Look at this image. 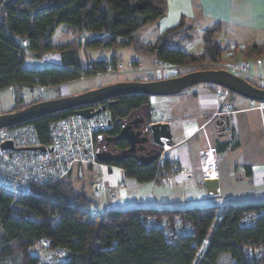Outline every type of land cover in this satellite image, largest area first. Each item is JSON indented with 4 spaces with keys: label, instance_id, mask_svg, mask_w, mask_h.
Instances as JSON below:
<instances>
[{
    "label": "trees",
    "instance_id": "16d2710c",
    "mask_svg": "<svg viewBox=\"0 0 264 264\" xmlns=\"http://www.w3.org/2000/svg\"><path fill=\"white\" fill-rule=\"evenodd\" d=\"M166 11L167 0H0V91L15 90L16 102L11 112L39 103L25 106L21 96L25 89L58 88L117 69L115 59L83 67L82 48L133 47L166 66L181 68L223 59V47L217 41L219 24L204 32L200 55L169 47L174 37L192 31L184 29L183 22L163 33L155 43L143 44L140 32L157 23ZM59 26L75 34L90 33L91 37L83 43L78 40L55 44L52 36ZM51 54L60 56L62 67L25 66L27 57L42 59ZM262 54L264 50L257 47L247 53ZM202 70L207 69H197ZM150 98L127 95L96 105L105 107L112 124L104 137L117 136L121 126L138 114L150 123ZM73 115V111L64 112L27 125H33L40 143L49 146L51 123ZM118 144L122 149L129 146L125 142ZM227 149L229 144H221L219 151ZM110 165L120 168L123 178L140 184L160 182L175 169L168 159L145 167L129 157ZM152 218L178 219L191 226L192 234L170 240L159 228L150 226ZM56 220L59 221L53 226ZM42 240H51L50 247L44 249L49 256L64 251L65 259L60 264H220L223 255L230 264H264V203L100 213L95 202L76 189L71 177L36 186L27 196L17 197L0 190V264L17 259L19 264H43L31 252Z\"/></svg>",
    "mask_w": 264,
    "mask_h": 264
},
{
    "label": "crops",
    "instance_id": "0c3cea01",
    "mask_svg": "<svg viewBox=\"0 0 264 264\" xmlns=\"http://www.w3.org/2000/svg\"><path fill=\"white\" fill-rule=\"evenodd\" d=\"M245 2L252 5V14L259 19L260 27L250 34L239 35L233 29L236 21L232 12L237 3ZM181 22L184 29L192 28V31L178 35L171 41L179 37L191 41L193 35L198 33L203 39L207 29L219 24L217 41L223 47L222 58L230 61L251 60L254 73L264 78V54L247 55L252 47L264 50L262 0H167L165 16L145 27L139 34L140 40L143 44H153L163 33L176 28ZM63 29L69 35H76L66 27ZM79 35L81 43L91 37L88 34ZM138 57L154 58L142 54ZM256 60H262V65H256ZM157 63L160 62L154 58V66L149 64L150 67L143 70L142 64L135 62L131 73L151 77ZM50 67H62L58 54L33 59L30 68ZM206 90L205 94L195 93L189 102L188 98L170 101L166 98L169 96L150 98L152 117L149 125L161 123L171 127V150H166V154L170 153L166 159L174 164L175 171L162 181L140 184L133 179L123 178L120 168L99 163L93 167L80 166L73 172L71 179L76 189L93 201L100 202V206L107 209L102 213L139 208H207L216 206L218 200L227 205L264 203V103L252 102L219 88ZM254 111L261 114L257 125L253 118ZM227 118L228 128L225 127ZM257 133L259 139L254 135ZM258 140L262 145L259 153L256 146ZM221 144H229V149L219 151ZM205 151L215 153V163H205ZM224 154L231 155L232 160L234 157L235 162H231L233 164H230L228 173L222 174L220 157ZM89 186L94 188L93 194L87 191ZM234 191L240 194H231Z\"/></svg>",
    "mask_w": 264,
    "mask_h": 264
},
{
    "label": "built area",
    "instance_id": "2783aa9c",
    "mask_svg": "<svg viewBox=\"0 0 264 264\" xmlns=\"http://www.w3.org/2000/svg\"><path fill=\"white\" fill-rule=\"evenodd\" d=\"M256 65H262V60H256ZM211 67L224 70L241 77L264 89V78L258 77L253 71L251 60L220 61ZM176 68V67H175ZM173 67L161 64V70L169 71ZM112 129L109 114L103 111L92 119L80 116H70L52 122L49 128L51 143L42 145L33 125L0 130V190L13 196H27L36 186L54 184L72 176L82 165H93L97 162V137L105 135ZM6 144L12 147L4 148ZM45 147V152H35L31 149ZM167 144L163 147L166 151ZM203 159L206 164H213L216 155L205 151ZM150 226L159 228L168 239L175 240L180 236L192 234L191 226L181 223L178 219L168 218L149 220ZM51 240H42L37 247L47 249ZM65 253L59 251L48 256L44 264H60L64 262Z\"/></svg>",
    "mask_w": 264,
    "mask_h": 264
},
{
    "label": "water",
    "instance_id": "95a60500",
    "mask_svg": "<svg viewBox=\"0 0 264 264\" xmlns=\"http://www.w3.org/2000/svg\"><path fill=\"white\" fill-rule=\"evenodd\" d=\"M197 85H212L227 90L252 102L264 103V89L258 88L247 80L224 70H202L183 76L150 82H120L81 95L48 100L33 104L23 110L0 115V130L32 123L36 120L56 114L73 111L74 116L92 119L105 110L96 105L116 97L127 95H144L149 97L175 96ZM134 118L121 126L120 133L115 137L100 136L99 143L104 142L105 148H98L96 158L101 164H112L123 159L135 158L139 165L150 166L161 157L159 149L165 143L170 145L172 134L169 124L149 125L146 121ZM225 127H229V118ZM125 142L129 148L122 155L112 153L106 148L113 143ZM4 148L12 147L6 144ZM45 152V147L31 149Z\"/></svg>",
    "mask_w": 264,
    "mask_h": 264
},
{
    "label": "rangeland",
    "instance_id": "374dc122",
    "mask_svg": "<svg viewBox=\"0 0 264 264\" xmlns=\"http://www.w3.org/2000/svg\"><path fill=\"white\" fill-rule=\"evenodd\" d=\"M63 28H64V26H59L55 30V32L52 36L53 42L55 44H70V43H72L74 41H78L80 39L81 36L79 34H76L74 36L69 35L68 33H66L64 31ZM84 34L86 35V34H90V33H84ZM202 40H203L202 35L199 33L194 34L193 39L191 41H187L184 38L179 37L175 41H171L169 43V47L178 48V49H180L183 52L188 53V54L199 55L203 52V46H202L203 41ZM139 54L140 53H138L133 47H112V48H95V49L82 48L80 50V58H81V62H82L83 67H86L91 62H100V61L111 62L112 60L115 59L117 69L115 71L107 73V74H98L96 76L82 78V79H79L77 81L71 82L67 85H63L62 87H58V88H52V89L38 88V89H35L33 91L25 89L21 93L23 103L25 104V106H28L29 104L35 103L37 101L43 102V101L54 100V99H59V98H64V97H70V96H68L69 94H71V96L81 95V94L86 93L88 91L96 90V89H99L101 87L109 86V85L120 83V82H150V80L151 81H158V80L170 79V78H174V77L183 76V75L191 73V72H196L198 68H201V69L204 68L207 70L218 69L216 67H211L212 66L211 64L205 63L203 65H200V67L199 66H197V67L196 66L195 67H183V68L173 67L172 70H169L166 72V71L161 70L160 63H157L158 66H156V70L153 71L154 73L151 77H147L145 74L134 75L131 73V69H134L132 67V65L135 62L141 63L142 64L141 69H143V70H147L150 67V66H148L149 64L154 66V64H153L154 58L148 57V59H142V57H141L139 59V57H138ZM225 60H228V59H223L222 61H225ZM32 61H33V59H31L30 57H27L26 62H25V66L27 68H30L32 65ZM233 61H236V60H233ZM258 77H261V76L258 75ZM256 85L258 86V84H256ZM207 88H210V87L207 85H197V86H194L192 88L187 89L186 91H184L178 95L169 96L166 98H169L168 100H170V101L176 100V98H184L183 100H186L185 98H188V102H189L192 100L191 97H193V95L195 97V93L199 92L201 94H205L204 91L207 92V90H206ZM219 90H223V89L219 88ZM225 92H227V91H225ZM15 98H16V95H15L14 89H6L4 91H0V115L7 114V113L11 112V110H12V108L16 102ZM104 111H106V109ZM260 116H261V114L259 111L253 112V118L256 120L255 121L256 125L259 124ZM135 117L136 118H142V114H138ZM129 121H131V120H129ZM254 135H256L257 138L259 139L258 133L254 134ZM102 136H104V135H102ZM233 141H232V146L235 145V141L234 142ZM260 144H261L260 140H258V143L256 145L258 147L257 148L258 153L261 151L260 147L262 145H260ZM96 146H97V149L98 148L102 149V148H105V143L101 142V143H98V145H96ZM167 146H168L167 151L170 152V150H171L170 145H167ZM106 149H108V148H106ZM167 151H164L163 149L162 150L159 149V152L162 154H161V157L158 160V162L159 161L164 162V160L167 157H169L170 153L166 154ZM164 154H166L165 157H164ZM232 161H233V163L235 162L234 157H233V160L231 159V155L224 154L220 157V171L222 174L228 173V168L230 167V164H233V163H231ZM98 164H99V162L97 161L93 165L91 164V165H82V166H86V167L92 166L93 167V166H96ZM174 171H175V169H174ZM87 191L90 192L91 194H93L94 188H90V186H89ZM212 193H214V192H212ZM238 193L240 194V192H236V191L231 192V194H233V195L234 194L236 195ZM214 196H215V194H214ZM100 204H101L100 202L98 203L97 201H95V205H96V207H98L99 211L101 213L105 212L107 209L105 207L100 206ZM215 204L217 206L227 205L226 203L223 204L220 200H218ZM58 221L59 220H56L55 222H53V226H56ZM201 250H203V249H201ZM31 252H32L33 256H36L37 258H41L43 261V264H44V261H46V258L49 256L48 251L46 252V250L39 248V247L33 248ZM201 253H202V251H201ZM219 262H220V264H230L229 258L225 255H223L219 259ZM9 264H19V259L11 261V263H9Z\"/></svg>",
    "mask_w": 264,
    "mask_h": 264
},
{
    "label": "clouds",
    "instance_id": "9594fccd",
    "mask_svg": "<svg viewBox=\"0 0 264 264\" xmlns=\"http://www.w3.org/2000/svg\"><path fill=\"white\" fill-rule=\"evenodd\" d=\"M252 5L248 3H237L233 8L234 31L239 35H247L259 30L260 21L252 14Z\"/></svg>",
    "mask_w": 264,
    "mask_h": 264
},
{
    "label": "flooded vegetation",
    "instance_id": "af4514ba",
    "mask_svg": "<svg viewBox=\"0 0 264 264\" xmlns=\"http://www.w3.org/2000/svg\"><path fill=\"white\" fill-rule=\"evenodd\" d=\"M136 118V117H135ZM138 119H142L143 123L142 125L146 122V119L144 116H142V118H138ZM129 148V146L126 149H122V147L118 144V143H113L111 146L108 147L107 150L111 151L112 153H118L119 155H122L123 152H125L127 149ZM131 157V155L129 156ZM128 157V158H129ZM127 159V158H126ZM124 160V159H123ZM122 161V160H121Z\"/></svg>",
    "mask_w": 264,
    "mask_h": 264
},
{
    "label": "snow or ice",
    "instance_id": "6c2138e0",
    "mask_svg": "<svg viewBox=\"0 0 264 264\" xmlns=\"http://www.w3.org/2000/svg\"><path fill=\"white\" fill-rule=\"evenodd\" d=\"M262 2H264V0H262Z\"/></svg>",
    "mask_w": 264,
    "mask_h": 264
}]
</instances>
